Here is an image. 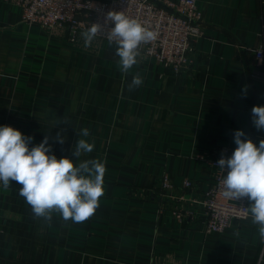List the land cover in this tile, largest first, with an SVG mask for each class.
Segmentation results:
<instances>
[{"label":"crops","instance_id":"crops-1","mask_svg":"<svg viewBox=\"0 0 264 264\" xmlns=\"http://www.w3.org/2000/svg\"><path fill=\"white\" fill-rule=\"evenodd\" d=\"M197 3L204 34L190 70L176 74L141 53L125 74L115 44L80 48L63 30L29 25L16 2L0 0V126L33 137L29 148L49 136L58 159L73 158L84 138L77 133L88 128L93 151L74 163L97 159L106 169L99 207L82 223L59 213L50 223L36 218L20 185L0 184V264H264L251 216L207 233L197 218L179 217L160 186L168 173L174 192L189 178L200 194L212 170L196 152L235 149L236 130L257 146L264 140L251 113L264 106V61L247 52L263 40L264 0ZM136 73L144 82L129 91ZM61 128L63 145L52 139Z\"/></svg>","mask_w":264,"mask_h":264},{"label":"clouds","instance_id":"clouds-1","mask_svg":"<svg viewBox=\"0 0 264 264\" xmlns=\"http://www.w3.org/2000/svg\"><path fill=\"white\" fill-rule=\"evenodd\" d=\"M109 23L114 27L106 32L99 23H92L84 30L81 33L84 46L90 47L104 33L109 44H115L120 70L127 74L138 63L141 46L155 41L158 34L123 11H109L105 24ZM143 82L142 76L136 73L128 84V90H134ZM251 113L254 126L264 131V106H253ZM65 124L71 126L66 120ZM64 132L65 129L61 128L52 139L63 145ZM77 135L84 138L77 139L71 149L73 158L65 156L58 159L51 153L49 136L29 148L33 137L25 136L12 126H0V184L5 189L12 182L20 185L19 195L31 206L36 218L50 223L53 213H59L64 221L82 223L99 207L104 194L106 169L104 163L97 159L74 163L94 148V142L85 139L90 135L88 128L81 129ZM245 136L242 130H236V148L230 157L222 155L217 161L216 165L226 173L220 181L221 194L228 200L246 197L251 202L247 212L264 242V140L257 146Z\"/></svg>","mask_w":264,"mask_h":264},{"label":"built area","instance_id":"built-area-1","mask_svg":"<svg viewBox=\"0 0 264 264\" xmlns=\"http://www.w3.org/2000/svg\"><path fill=\"white\" fill-rule=\"evenodd\" d=\"M16 2L21 9L22 20L29 25H38L42 30L52 32L61 29L69 40L84 48L81 33L92 23L104 26L105 32L112 24H105L109 11H123L129 17L138 19L158 35L155 41L141 46V53L154 57L176 74L190 70L198 60L195 43L204 34L201 11L197 0H5ZM263 40L258 47L247 48L258 62L264 61V25ZM98 40H107L102 33ZM95 41V40H94ZM252 74L258 76L252 67ZM213 146V145H212ZM234 148L228 146L196 152L195 156L206 162L211 168L212 176L208 187L200 194L193 191L194 182L187 178L183 190L173 191V184L168 173L160 179L164 196H169L177 203L175 209L179 217L197 218L204 224L207 233L224 232L238 222L250 217L247 207L250 201L245 197L239 200H228L221 194L220 181L226 173L216 164L223 155L230 157ZM191 189L187 195L185 190ZM163 194V193H161ZM201 208L197 216L196 208Z\"/></svg>","mask_w":264,"mask_h":264}]
</instances>
